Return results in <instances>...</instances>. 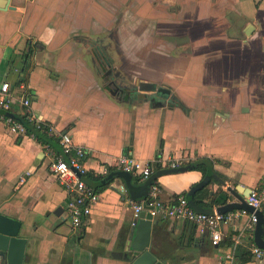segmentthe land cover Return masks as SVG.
Returning a JSON list of instances; mask_svg holds the SVG:
<instances>
[{"label":"crops","instance_id":"0c3cea01","mask_svg":"<svg viewBox=\"0 0 264 264\" xmlns=\"http://www.w3.org/2000/svg\"><path fill=\"white\" fill-rule=\"evenodd\" d=\"M243 3L257 19L232 23L227 31L205 26ZM0 5H8L0 9V86L9 83V112L21 118L25 96L35 119L68 133L85 150L83 163L98 194L88 217L73 228L66 213L69 194L49 169L57 150L28 128L15 134L0 123V213L21 223L27 239L22 264H128L123 254L132 227L129 197L119 191L118 178L100 181L118 169L116 159L123 154L151 161L153 172L170 162L181 166L210 158L225 182L212 177L207 196L200 197L206 203L213 199L205 206L213 210L236 201V195L246 200L263 184L264 0H1ZM255 29L259 58L251 69L245 30ZM30 41L37 47L20 82L18 58ZM114 65L131 84L169 88L177 105L151 92L141 98L135 91L134 102L130 96L120 99L105 75ZM203 177L201 170L189 169L155 182L161 198L170 201ZM154 218L151 247L165 264H216L208 236L195 223L164 214ZM258 223L242 234L237 250L251 256L244 263L235 257V264H264V256L251 252L252 245L262 248L255 233L260 229L264 238V222L256 230ZM241 225L234 220L223 228V249Z\"/></svg>","mask_w":264,"mask_h":264},{"label":"built area","instance_id":"2783aa9c","mask_svg":"<svg viewBox=\"0 0 264 264\" xmlns=\"http://www.w3.org/2000/svg\"><path fill=\"white\" fill-rule=\"evenodd\" d=\"M12 101L9 83L5 82L0 86V110L9 111ZM20 102L24 106L21 118L18 120L11 115L0 112V123H3L10 132L15 134H25L27 132L26 125L29 124L47 137L57 139L65 157L62 153L54 152L49 169L69 194L66 213L71 226L77 228L88 217L92 206L98 201V194L84 179L87 172L83 163L85 150L81 145L73 142L68 133L60 132L53 125H47L35 119L28 108V98L21 96ZM29 133L34 136L33 132L29 131ZM47 146L50 147L48 144ZM168 164L169 167L178 166L176 162ZM115 165L118 169L131 173L134 178L138 179V182L144 181L153 172L151 161L137 159L128 154L117 157ZM118 189L126 194L123 183L118 185ZM160 195L159 185L153 183L144 199L132 200L129 198V206L132 212L131 225L136 224L142 210L149 212L152 217L164 214L195 223L208 236L210 245L216 252V264H235L237 250L242 242V234L252 233L253 225L258 221L256 211L262 213L264 222V180L260 187L251 189L246 196V201L253 207V211L237 208L225 212L214 209L211 213H206L192 208L183 194L170 201L163 200ZM234 220L242 221V225L238 228L239 232L233 236L232 245L223 249L221 245L222 230ZM251 252L256 257L264 256V248L256 245H252Z\"/></svg>","mask_w":264,"mask_h":264},{"label":"water","instance_id":"95a60500","mask_svg":"<svg viewBox=\"0 0 264 264\" xmlns=\"http://www.w3.org/2000/svg\"><path fill=\"white\" fill-rule=\"evenodd\" d=\"M1 1V0H0ZM5 2L8 0H4ZM8 5H0V9L7 8ZM27 48L19 54V65L17 67V72L19 74L20 82L25 80L27 77V72L30 70V62L32 60V56L35 52L37 42H27ZM105 75L107 76V81L109 86H113L115 91L121 95L120 99L131 98L132 102L138 101L139 98L134 95L135 91H139L141 98H148V93L151 92V95L160 96L168 99V105L175 106L177 102L173 101L170 98V90L167 87L162 85H157L148 81H134L133 84L129 83L124 79L117 70L116 66L110 67L106 69ZM136 93V92H135ZM126 98V99H127ZM125 101V100H124ZM0 112H3L0 110ZM5 114L11 115L16 119H20L13 113L6 111L3 112ZM28 129L34 131L39 136L43 137L47 143L52 145L59 153H62L61 146L59 143L54 142L36 132L32 127L28 126ZM65 157V155L63 154ZM195 162H190L185 165L175 166V167H165L160 168L154 172H152L144 181L135 182L134 177L131 173L121 170L115 169L110 172L104 174V177L101 182H109L113 178H118L124 184L126 188L127 196L132 200H141L144 199L151 185L155 182V180L161 175L172 174L187 171L192 169ZM213 177L218 179L223 185L225 182L221 180L215 173H212ZM85 181L94 186L92 180H89L84 176ZM211 179V175L206 174L204 177L193 184L186 193V198L192 208L197 211L211 213L212 208L205 207L197 204L192 196L193 194L206 186ZM236 201H228L227 203L221 205L217 211H227L235 208H245L248 211H253V207L247 203L244 198H241L236 195ZM258 215V221L256 230L260 227L258 225L261 221H263V215L260 211H256ZM157 223L156 219L151 216V214L145 210H142L139 214V218L134 226L131 227L130 233L128 235V239L125 242V252L123 257L128 260V264H165L162 259L158 256V253L153 250L151 247V243L153 241V226ZM20 226L21 223L18 219L7 216L5 214L0 213V259L1 264H22L25 256V246L27 239L20 234ZM258 229L255 233L256 240L258 241L259 246L264 248V238L261 237V233Z\"/></svg>","mask_w":264,"mask_h":264},{"label":"rangeland","instance_id":"374dc122","mask_svg":"<svg viewBox=\"0 0 264 264\" xmlns=\"http://www.w3.org/2000/svg\"><path fill=\"white\" fill-rule=\"evenodd\" d=\"M255 4V3H253ZM208 5V4H207ZM241 6V9L237 8L238 10H240L241 12H243L244 15H246L245 17H241L240 13H238V10H233L234 7L232 6V9H227L225 10L224 12H221V13H218L217 16L215 17V19H212V24L208 23L206 24L205 26L207 25H210V26H215V31L217 30H222V31H227L229 26L232 25V23H235L238 22L239 25H244V23H247L249 21H246V20H249V18H256L257 17L255 16H252L251 14V11H249L248 9V6L246 3H243V4H240ZM205 8L206 5L204 6ZM208 19L207 18H203L201 19V22H204V21H207ZM241 22H244L241 24ZM252 30V29H251ZM251 30L249 31H246L245 30V33L247 36H249V38L247 39V46H251V48L248 47V52L246 51L245 54H247L250 58H252V63H251V69H255L257 68V59L259 58V29H255L254 32L250 33ZM239 32V35H242L244 36L243 33H240V30L238 31ZM235 32H233V30L230 31V34H234ZM201 36H202V30H201ZM197 50V49H196ZM245 51V50H244ZM238 73V71H237Z\"/></svg>","mask_w":264,"mask_h":264},{"label":"trees","instance_id":"16d2710c","mask_svg":"<svg viewBox=\"0 0 264 264\" xmlns=\"http://www.w3.org/2000/svg\"><path fill=\"white\" fill-rule=\"evenodd\" d=\"M27 128L28 126L32 127L36 132L40 133L41 135L47 137L44 133L40 132L39 130L35 129L32 125H29L27 124L26 125ZM29 130V129H28ZM38 136V139L42 142H47L43 139V137ZM49 139L53 140L52 138L48 137ZM57 153V151H56ZM192 162H195L194 163V166L192 169H198V170H201L202 173H203V176L206 175V174H209L211 175V178L213 177L212 173H216L215 170L213 169V161L210 159V158H207V157H204V158H198L196 159L195 161H192ZM219 174V173H218ZM220 177L224 178V176L222 174H219ZM86 178H88L89 180H91L93 178L92 174H90L89 172L86 173ZM134 181L135 182H138V179L137 178H134ZM157 182V181H156ZM155 182V183H156ZM188 191V190H187ZM187 191L185 193H183L184 195H186ZM208 194V190H207V187H203L201 188L200 190H197L192 198L193 200L201 205V206H210V204L213 202V199L209 202V203H206L205 201L201 200L202 197H205L207 196ZM177 197L176 195H174V198ZM201 197V198H200ZM250 252L247 250V249H244V248H241L239 249V251L237 252V255L236 257H239V259L241 260V262H246L248 260V258L250 257Z\"/></svg>","mask_w":264,"mask_h":264}]
</instances>
